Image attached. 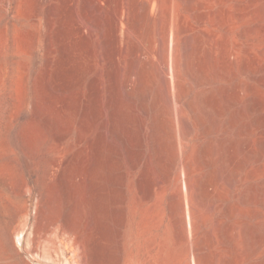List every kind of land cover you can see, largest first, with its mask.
Returning a JSON list of instances; mask_svg holds the SVG:
<instances>
[{"label": "rangeland", "instance_id": "1", "mask_svg": "<svg viewBox=\"0 0 264 264\" xmlns=\"http://www.w3.org/2000/svg\"><path fill=\"white\" fill-rule=\"evenodd\" d=\"M0 264H264V0H0Z\"/></svg>", "mask_w": 264, "mask_h": 264}, {"label": "bare ground", "instance_id": "2", "mask_svg": "<svg viewBox=\"0 0 264 264\" xmlns=\"http://www.w3.org/2000/svg\"><path fill=\"white\" fill-rule=\"evenodd\" d=\"M117 19V18H116ZM118 21H120V19L118 20ZM80 26V25H79ZM114 26H116V25H114ZM80 28V27H79ZM81 29V28H80ZM116 29V28H115ZM175 29V28H174ZM117 30V29H116ZM176 30V31H175ZM174 31L175 32H177L178 33V35H179V32L177 31V29H175ZM80 31V30H79ZM174 32V43H175V45L177 46V41H176V39H177V37H178V35H177V33H175ZM172 35V34H171ZM88 36V35H87ZM193 38V37H192ZM169 43V42H168ZM142 44V43H141ZM144 46H145V44H144ZM174 46V45H173ZM136 47V46H135ZM135 47H133V48H135ZM138 47V46H137ZM136 47V48H137ZM189 47V46H188ZM202 47V46H201ZM125 48H126V46H125ZM172 48H174V47H172ZM190 48V47H189ZM138 49V48H137ZM142 49V48H141ZM149 49V48H148ZM185 49H187V47L185 48ZM123 50H124V48H123ZM174 50H175V48H174ZM183 50V49H182ZM132 51V50H131ZM133 51H134V49H133ZM133 51L130 53V54H132L133 53ZM135 52V51H134ZM142 53H143V49H142V51H141ZM141 52L139 51V52H137V50H136V52L134 53L135 55H136V53H137V59H139V60H141ZM171 52V51H170ZM173 52H175V51H173ZM177 52V51H176ZM188 52V51H187ZM151 53V52H150ZM120 54V53H119ZM134 54H132V56H135ZM118 55V54H117ZM122 55H123V53H122ZM169 55V54H168ZM185 55H186V53H185ZM124 56V55H123ZM131 56V55H130ZM172 56H174L175 57V55L173 54ZM173 57V58H174ZM178 57H179V55H178ZM123 58V57H122ZM136 58V57H135ZM207 58V57H206ZM131 59H132V57H131ZM172 60H175V59H172ZM179 60V59H178ZM136 61V60H135ZM170 62H171V60H170ZM173 62V61H172ZM175 62V61H174ZM178 62V61H177ZM124 63V62H123ZM131 63H133V60H132V62ZM169 63V62H168ZM168 63L167 62H164V64H162V68H163V71H162V74H166L167 73V70L169 69V65H168ZM138 64V66H139V62L137 63ZM205 64V63H204ZM208 64H209V62H208ZM138 66H136L137 67V69H138ZM210 66V65H209ZM171 69V68H170ZM172 69L174 70V72H175V82H174V84L175 83H178V81H177V79H178V74H177V65H176V63L175 64H173L172 63ZM135 71H136V68L134 69ZM138 71V70H137ZM158 72V71H157ZM135 73H131L129 76H131V77H133V75H134ZM169 75V74H168ZM137 76V75H136ZM136 76H134V78H136ZM128 77V76H127ZM132 80H133V78H132ZM132 80L130 81V83H132ZM135 80V79H134ZM172 82V83H173ZM176 85V84H175ZM178 85V84H177ZM176 85V86H177ZM165 86V85H164ZM173 86V85H172ZM176 88V87H175ZM178 102H180V101H178Z\"/></svg>", "mask_w": 264, "mask_h": 264}]
</instances>
